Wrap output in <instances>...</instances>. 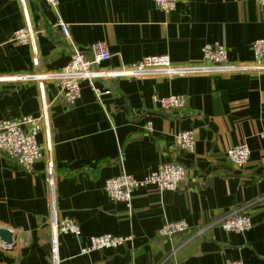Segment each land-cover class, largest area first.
<instances>
[{"label": "crops", "instance_id": "1", "mask_svg": "<svg viewBox=\"0 0 264 264\" xmlns=\"http://www.w3.org/2000/svg\"><path fill=\"white\" fill-rule=\"evenodd\" d=\"M23 13L39 32L33 49L10 41L24 27ZM58 14L86 57L92 44H105L111 56L103 70L167 55L175 69L189 72L97 80L110 91L99 101L82 82L76 103L66 105L59 80L42 77L61 71L73 52L58 18L42 0H0V121L37 117L43 93L55 172L50 188L43 159L24 171L0 156V229L14 235L13 246L0 242V264H51V202L58 221L80 227L79 237H59L61 264H264V73L205 70L202 58L205 45L218 44L228 64L251 65L252 43L264 38V10L255 0H180L171 13L152 0H58ZM33 75L37 80L16 79ZM181 94L187 100L181 111L158 113L153 97ZM182 131L195 133L194 152L175 147ZM37 138L42 147L44 134ZM238 143L250 150L242 170L224 159ZM166 163L185 169L180 190L136 189L131 211L109 200L107 179L126 173L141 180ZM244 206L252 222L246 232L215 225L184 247L181 235L159 237L167 222L201 228ZM101 235L131 242L81 253Z\"/></svg>", "mask_w": 264, "mask_h": 264}, {"label": "built area", "instance_id": "2", "mask_svg": "<svg viewBox=\"0 0 264 264\" xmlns=\"http://www.w3.org/2000/svg\"><path fill=\"white\" fill-rule=\"evenodd\" d=\"M47 9L58 18L56 27L64 39L69 42L73 52L68 63L57 74L42 76L43 79L59 80L61 87L60 98L64 104L72 106L80 96L81 83L85 82L89 89L94 93L99 101L103 96H108L110 91H101L96 86L97 80L112 78H133L145 76L146 74H165L171 78L184 75L189 71L177 70L173 67L167 55L146 56L137 63L122 66L118 70L106 71L101 69V64L110 59V52L102 42L92 44L90 48V57H86L70 42V33L68 27L59 19L58 0H42ZM159 11L171 13L180 0H152ZM257 6L264 10V0H255ZM24 27L21 30L13 32L10 41L19 46H29L34 48V41L39 32H35L30 24L28 15L24 14ZM253 63L251 65H230L226 62L227 49L215 44V46L205 45L202 49L203 62L206 64L205 70L224 69L233 71L239 69L243 71H255L264 73V38L257 39L252 43ZM38 61L35 59L33 65ZM37 80L35 75L16 78ZM42 79V78H41ZM153 102L158 106V113H171L181 111L186 106V98L181 96H167L161 99L153 97ZM41 109L37 117L23 116L19 120H1L0 121V156L8 157L13 160L24 171H29L34 162L44 160L45 173L47 181L52 185L54 179V155L53 142L51 137V125L48 118L49 107L45 102V97L41 95ZM150 128V123L147 124ZM44 134L42 147L38 145L37 136ZM175 147L185 153L194 152L195 133L192 131H182L174 136ZM250 150L244 143H238L234 147L228 148L224 159L227 165L234 170H242L249 161ZM185 180V169L176 163H166L155 171L149 172L143 179L137 180L131 175L122 173L107 179L104 183L105 192L112 203L122 204L128 211H131L132 193L139 188L156 187L161 193L166 191H178ZM53 199V198H52ZM50 252L49 260L51 264H61L59 260L58 239L62 235H72L79 237L80 227L69 220L58 221L56 211L51 202L50 205ZM215 225H218L224 232L238 233L246 232L251 229L252 222L248 216V207H238L236 210L220 217L215 223H209L201 228L190 227L186 222H167L159 230V237L164 240L173 239L177 235L183 237L181 247L202 236ZM89 244L83 247L82 254L97 252L100 250H115L131 242V236L119 237L111 235H101L92 237L88 240ZM226 264H242L241 262H227Z\"/></svg>", "mask_w": 264, "mask_h": 264}, {"label": "water", "instance_id": "3", "mask_svg": "<svg viewBox=\"0 0 264 264\" xmlns=\"http://www.w3.org/2000/svg\"><path fill=\"white\" fill-rule=\"evenodd\" d=\"M14 235L12 232L5 230V229H0V242L3 244V246H13L14 242Z\"/></svg>", "mask_w": 264, "mask_h": 264}]
</instances>
